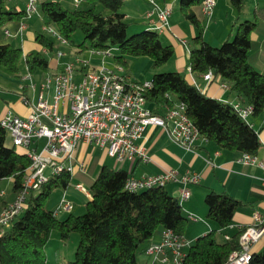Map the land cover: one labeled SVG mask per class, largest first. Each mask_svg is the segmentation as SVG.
<instances>
[{
    "label": "trees",
    "instance_id": "obj_1",
    "mask_svg": "<svg viewBox=\"0 0 264 264\" xmlns=\"http://www.w3.org/2000/svg\"><path fill=\"white\" fill-rule=\"evenodd\" d=\"M75 8L66 7L61 0H40L39 6L46 26H54L71 41L77 29L84 38L77 45L80 50H105L115 46L116 64L127 68L131 56H149L156 71L153 85L145 92L147 105L156 113H165L178 103H183L186 115L205 138L220 147L257 156L262 146L259 131L229 101L211 96L189 81L177 70L158 69L174 56V46L164 44L160 32L146 28L129 34V22L123 9L124 0H82ZM204 0H180V8L198 29L188 67L196 74L211 70L223 84L236 91L254 115L264 111V69L256 66L257 53L252 52L259 42L252 38L255 31L263 32L264 11L256 7L253 19L239 22L233 40L227 39L215 46L203 37L205 13ZM241 15L245 0H230ZM98 4L101 5L98 8ZM26 10L16 9L10 0H0V27L14 19H22ZM37 41L53 51L57 40L46 33H38ZM25 59L28 70L47 69L49 59L42 52L23 53L21 47L0 43V68L11 76L21 75V61ZM127 71V69H126ZM247 105V106H248ZM165 115V114H164ZM8 132L0 123V181L12 177L13 190L23 186L24 176L32 160L26 151L8 145ZM127 169L103 165L96 178L84 173L78 177L88 184L91 198L82 214L60 218L56 210L45 206L46 199L55 187L65 188L72 173L63 170L50 175L37 189H31L24 213L18 215L0 234V264H47L46 246L50 234L57 229L66 238L72 231L79 234L75 258L63 264H139L140 245L149 241L161 228L185 232L188 216L180 199L168 192L165 186L130 190L125 186ZM205 201L207 218L217 228L198 236L189 246L183 264H224L231 251L241 247L240 237L245 229L229 238L224 229L230 225L238 200L226 191L210 190ZM4 206L8 203L2 199ZM246 264H264V248L252 252Z\"/></svg>",
    "mask_w": 264,
    "mask_h": 264
},
{
    "label": "crops",
    "instance_id": "obj_2",
    "mask_svg": "<svg viewBox=\"0 0 264 264\" xmlns=\"http://www.w3.org/2000/svg\"><path fill=\"white\" fill-rule=\"evenodd\" d=\"M156 1L162 7L169 6L171 8L169 28L160 32V34L164 36L167 44H172L174 46L175 51L174 56L167 61L172 62L171 60H173V63L169 65V63L166 62L158 70L184 71L183 73L186 75L187 79L198 85L207 94L225 101L240 103L243 106H247V102L236 91L232 90L230 87L223 86V80L219 76H214L212 80H208L204 75L196 74L189 70L188 59L194 44L193 38L197 35L198 29L182 12L179 7L180 0ZM221 1L222 0H215V5L211 14L206 16L204 21L203 37L213 45L230 39L237 24L240 19H242L241 15L238 17L236 11L232 9L233 6L230 0H224L226 6L225 10L227 11L225 15L229 17L232 22L230 29H224L220 37H214L213 40L207 37L209 31L216 33L225 22L224 18L220 16L221 14L219 15V9H216ZM10 2L16 9L26 10L28 0H10ZM39 2L40 0L38 1L37 11H35L32 16L10 20L0 27V43H11L21 47L24 54L28 52H42L45 55V53L50 52L51 57L48 58V68L30 72L25 59L21 61V75L18 77L11 76L4 68H0V119H2L8 111L21 117H27L38 101L40 93H43L50 101H53L54 84L49 88H44L43 84L46 78L49 75H54L63 70L67 62L77 57V55L66 54L64 52L60 55V50L57 47L59 44L58 42L54 50L51 51L43 47L37 41L36 36L38 33L43 32L48 34L45 29ZM124 2H126L124 8L126 20L130 25L132 23L135 24L133 26L134 30H139L142 25H145L144 27L146 28H152L153 24L147 20V13L152 8L148 0H124ZM255 4V8L262 7L264 11V0H255ZM249 11L250 10H248V13ZM133 19H140L142 25L134 22ZM252 38L259 42L258 47L252 50V52L257 53V61L255 64L259 69L263 70L264 26L263 32H253ZM69 42L68 40L67 43ZM92 52V55L89 57H82L89 61L91 67L97 68L102 65L110 67L104 60L96 57L101 54L94 50H92ZM126 69L132 81L151 80L156 71L153 67V60L149 56H131ZM81 77L82 70L78 68L75 70L73 80L78 81ZM58 110L59 112L69 111V101H60ZM161 113L164 115L165 111L161 110ZM246 118L259 131L262 143L260 151L256 156L258 161L252 163L245 162L241 159L243 152L222 148L215 141L207 139L203 135L195 141L193 149L185 148L173 140L168 129L156 124L147 125L142 135L137 139V143L146 148L150 157L148 161L137 159L134 163L125 162L120 164L116 162V164L110 165L106 160L98 161V159H96L94 164L91 165L93 155L88 153V150L89 147L94 144L81 141L75 163L77 165L78 162L84 161L86 170L80 171L77 166L75 167L69 185L61 190L58 188L62 193L61 199L63 196L69 197L73 204L82 207L85 205L86 207L87 200L91 198V195L89 196L86 192L76 188L75 184L77 182H82L87 188L88 184L77 175L81 172L86 174L89 178L94 179L103 165H108L112 168L122 167L127 169L129 174L136 177H140L144 174L163 173L169 169H175L179 174L189 171L190 173L199 174L200 177L197 182H189L187 184L191 191V195L188 198L183 199L180 195V189L182 187L180 181L173 180L165 185V188L170 194L180 199L183 210L189 218L184 237L191 243L190 241H195L198 236L217 228L216 224L207 218L208 205L205 201V196L210 190L226 191L238 200L233 220L230 225L224 229V235L230 237L243 227L255 224L253 215L256 211L264 216V184L262 183L264 168L259 163V161L264 162V111L258 115H254L253 112H250ZM40 139L37 141L38 144L32 145L31 148H37L39 150ZM6 143L10 146L13 145L9 135ZM18 149L26 151V149L22 147H18ZM98 165H100L99 170ZM16 194L17 192L13 190V194L9 196L10 198H6L5 196L8 195V193L5 190L1 191L2 197H5L2 199L7 202L12 201L16 197ZM3 207L4 205L1 203L0 211ZM57 215H59V213ZM160 239L161 234L159 238L150 239L148 242H156ZM146 247L147 245L140 250L138 255L139 264H148L151 261V255L146 252ZM263 248L264 234L253 244L252 251H260ZM184 249L187 251V245ZM71 257V254H60L59 251L53 249L47 252V264H63L65 261L70 260Z\"/></svg>",
    "mask_w": 264,
    "mask_h": 264
},
{
    "label": "built area",
    "instance_id": "obj_3",
    "mask_svg": "<svg viewBox=\"0 0 264 264\" xmlns=\"http://www.w3.org/2000/svg\"><path fill=\"white\" fill-rule=\"evenodd\" d=\"M39 0H28L26 17L37 11ZM79 4L80 0H74ZM152 9L147 17L153 24L152 28L163 32L169 28L171 8L160 6L156 0H148ZM215 0H204L202 11L210 15ZM51 36L61 42L67 43L54 26H46ZM112 49L94 50L100 54H111ZM59 54L63 52L60 50ZM81 68L82 77L74 81L75 70ZM189 70L190 67H189ZM208 80L214 78L211 70L204 73ZM54 84L53 101L40 93L38 101L27 117L5 114L0 123L6 128L12 143L16 147L26 149L32 162L24 176L23 186L16 197L9 201L0 211V234L4 228L15 219L25 208L26 200L31 189H37L47 181L50 175L59 174L63 170L73 172L77 166L80 171L86 170L84 161L76 165L77 151L81 141L92 143L106 148L109 155L118 163H134L137 159L148 161L150 159L146 148L137 143L147 125L156 124L168 129L174 141L188 149H193L195 141L202 136L192 121L186 115L183 103L176 104L168 109L165 115L154 112L147 105L145 92L153 85L152 80L132 81L123 64L115 67H91L86 59L76 57L64 66L63 70L49 75L44 88ZM227 87V85L223 84ZM25 98V96H24ZM60 101H69L70 110L59 112ZM242 114L252 112L251 106L233 103ZM45 137L46 144L41 149L31 148L38 144V139ZM245 162H257L256 156L242 153ZM264 168V162L259 161ZM199 174L189 171L179 174L175 169H169L158 174H144L136 177L129 174L125 186L130 190H141L154 186H165L168 182L178 180L182 183L181 197L188 198L191 191L187 184L197 182ZM264 184V175L262 176ZM76 188L91 195L90 190L82 183L77 182ZM73 203L63 196L56 212L69 211ZM255 224L245 227L241 237V247L230 252L224 264H246L252 256V246L264 234V216L256 211L253 215ZM229 238L228 235H226ZM188 241L183 234L172 229L163 228L161 239L150 242L146 252L151 255L148 264H183L186 255L184 247Z\"/></svg>",
    "mask_w": 264,
    "mask_h": 264
},
{
    "label": "rangeland",
    "instance_id": "obj_4",
    "mask_svg": "<svg viewBox=\"0 0 264 264\" xmlns=\"http://www.w3.org/2000/svg\"><path fill=\"white\" fill-rule=\"evenodd\" d=\"M61 1L68 8H75L76 6H78L74 0H61ZM125 4H126V2H124L123 9L125 8ZM79 5L81 7H83L86 4L82 0H80V4ZM255 6H256L255 0H245L244 8H243V11L241 13L242 19H240L239 22H241L242 20H244L246 18L253 19V17H254L253 12H254ZM100 7H101V5L98 4V8H100ZM216 9H219L218 10L219 15L221 14L220 16H222L224 18L225 22L222 25V27L216 33L212 32V31H209L207 33V37H209L211 40H213L214 37L215 38H218V36L220 37V34H221V32L224 29L225 30L226 29H230V25L232 23L230 21V18L225 15V14H227V11L225 10L226 6H225L224 0L221 1V3L218 5V7H216ZM232 9L235 10L234 7H232ZM248 10H250L249 13H248ZM236 13H237V11H236ZM237 15H238V13H237ZM207 16H209V15H207ZM246 16H249V17H246ZM147 20L149 21L148 17H147ZM134 22L140 23L141 20L140 19H137V20L135 19ZM140 24L142 25V23H140ZM134 25L135 24L132 23L130 25L129 29H128V33L130 35L146 29V27H144L145 25H142V27L139 30H134L133 29ZM47 32H48L49 35H51V32L49 31V29L47 30ZM160 37L163 39V43L167 44V41L165 40L164 36L160 34ZM234 37H235V31L233 32L232 36L230 37V40H233ZM83 38H84L83 32L80 29H77L76 31H74L72 33L71 41L69 43H61V42L58 41L59 44H58V46L57 45L56 46L58 47L59 50H61L62 52L66 53V54L77 55V57H80V58L86 57V56L89 57L93 53L92 49L80 50V48L77 45L79 42H81L83 40ZM224 41H221L220 43H218L216 45L214 44V45L215 46H220L221 44H223ZM111 49H112L111 50V54H107V55L101 54V55H97V56L94 55V56L101 58L102 60L105 61V63L108 66L113 68V67L116 66V61H115L114 54H116L118 52V50H117V48L115 46H113ZM50 54H51L50 52L49 53H45V55L48 58L51 57ZM171 61L172 62H167V63H169V65H171V63H173V60H171ZM97 68H99V67H97ZM167 71H173V70H167ZM46 141L47 140H46L45 137H43L42 139L39 140V150H41L45 146ZM88 153H91L93 155L92 159H91V163H92L91 165L94 164V161L96 159H98V161L106 160L107 163H109L110 165H114V163L116 164V162H117V160L114 157H112V156H110L108 154L106 148H102L100 146L91 145L89 147ZM99 169H100V165H98V170ZM13 182H14V179L12 177L5 178V179L0 181V204L2 202V198H5V197L6 198H10L9 197L10 194H13ZM58 188H60V190L62 189L61 187H55L53 189V191L51 192L50 196L46 199L45 206L47 208L57 210V207L59 205L60 199L62 197V193H61L60 190H58ZM2 190H5L8 193V195H6L5 197H2V195H1V191ZM38 191L39 190L37 189V190L34 191V193H38ZM68 199H70V198L68 197ZM71 210H69V211H63L62 210V211L57 212V214L59 213L58 217L65 218V217H67L70 214V212H74V213H77V214H82L83 212H85L86 207H85V205H83V207H82V206L73 204V209H71ZM64 212H65V214H64ZM23 213H24V209L21 211L20 215H22ZM160 231H161V228L154 234V236L151 239L159 238V235L161 234ZM190 242L191 243H188V245H187V249L194 242V240L190 241ZM78 243H79V234H78V232L72 231L69 234L68 237L64 238V237H62V235L60 234V232L57 229H54L51 232V234H50V238H49L48 244L46 246V253L48 251H52L53 249H55L56 251H59L60 254L61 253H64V254H67V255L71 254V256H72L71 259H74ZM148 243H149L148 241L142 243L140 245V250H142V248H144L146 245H148Z\"/></svg>",
    "mask_w": 264,
    "mask_h": 264
}]
</instances>
